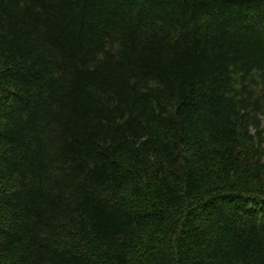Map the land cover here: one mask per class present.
<instances>
[{
  "label": "trees",
  "instance_id": "16d2710c",
  "mask_svg": "<svg viewBox=\"0 0 264 264\" xmlns=\"http://www.w3.org/2000/svg\"><path fill=\"white\" fill-rule=\"evenodd\" d=\"M0 264H264V0H0Z\"/></svg>",
  "mask_w": 264,
  "mask_h": 264
}]
</instances>
